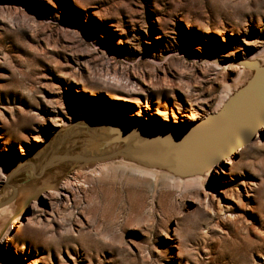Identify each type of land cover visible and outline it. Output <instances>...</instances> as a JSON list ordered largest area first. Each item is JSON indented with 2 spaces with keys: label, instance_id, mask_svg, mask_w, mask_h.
I'll use <instances>...</instances> for the list:
<instances>
[{
  "label": "rangeland",
  "instance_id": "obj_1",
  "mask_svg": "<svg viewBox=\"0 0 264 264\" xmlns=\"http://www.w3.org/2000/svg\"><path fill=\"white\" fill-rule=\"evenodd\" d=\"M263 48L264 0H0V190L13 161L90 109L203 119ZM97 86L127 106L87 93ZM256 136L199 188L120 160L66 168L55 177L75 180L67 197L36 188L12 214L18 233L3 227L0 264H264V128Z\"/></svg>",
  "mask_w": 264,
  "mask_h": 264
},
{
  "label": "water",
  "instance_id": "obj_2",
  "mask_svg": "<svg viewBox=\"0 0 264 264\" xmlns=\"http://www.w3.org/2000/svg\"><path fill=\"white\" fill-rule=\"evenodd\" d=\"M241 64L250 71L249 79L228 96L218 112L196 126L158 128L151 120L142 125L123 116L116 122L90 112L63 127L64 136L54 145L51 164L68 162L72 166L67 169L77 170L120 160L179 179L202 175L239 145L251 142L264 127V62L245 60ZM79 140L78 146L75 142ZM40 151L30 155L23 168L31 167ZM20 166L13 167L10 175Z\"/></svg>",
  "mask_w": 264,
  "mask_h": 264
},
{
  "label": "bare ground",
  "instance_id": "obj_3",
  "mask_svg": "<svg viewBox=\"0 0 264 264\" xmlns=\"http://www.w3.org/2000/svg\"><path fill=\"white\" fill-rule=\"evenodd\" d=\"M262 51H264V48ZM251 59L257 60L260 63H262V62H264V53L260 54V55H254L253 57H251ZM240 74H242V73H240ZM249 77H250V73H247L240 86H242L249 79ZM237 82H238V80L236 81V84H235L234 88L232 89V91L228 87L224 88L225 91L223 90L224 91L223 97L221 95L222 98L220 100H218L216 105L206 114V116L214 114L220 110L223 102L228 98V96L231 95V93L234 90H236L237 88L240 87V86H238ZM87 93L93 97H99V96L106 95L110 99L109 104H111L112 107L122 108V105L127 106L126 101L128 99L123 98L121 96V94H116L115 92H112L110 89H108L107 86H97V87L93 88L92 90L87 91ZM139 102L140 103H139V105L137 104V106L140 107L142 110H144V111L150 110L151 107L147 102H143V101H139ZM181 111H182L181 107H176V109H175L176 113L181 112ZM90 112H95V113H99L101 115L110 117L111 119H115L116 122L120 121V119L123 116H125L127 119H132L137 124H142V125H144L148 121H150L149 119L148 120L140 119L138 116L131 117V116L126 115V114H117V113H113L111 111L103 110V109H90L85 114L90 113ZM137 114H139V112H137ZM155 114L161 120L167 119L165 116V113L163 112V109H161L159 105L156 106ZM201 120L190 123L188 126L182 125V124L167 125V124H160V123H157V125L159 126L158 128H184V129H188V128H192V127L196 126ZM63 126H64V124H62L60 126L61 128L55 130L53 133L47 134V135H50L51 137L48 138V136L46 135V138L44 139L45 143L41 147H39L35 150L26 151L25 155L22 158L13 161L14 163L12 165L14 167L19 166V164H21V166H20L19 170L17 169L18 171H16L12 175H10V177H8V179L6 181H4V183L2 184V188L0 190V232L2 231L3 227L8 228V224H9L10 225L9 228L15 227L16 234L18 233L17 229L21 228L23 226V224L21 223L22 219L20 218L19 220L17 219V221L13 222V221H11L12 214L13 213L15 214L16 211H20L23 208V206L25 205V202H27L28 198H30L34 194L33 193L34 189L46 187V188H48V190H50V192H52V193H50L49 191L47 192L50 196L56 195L58 197H67L64 190L66 187L71 186L73 184L72 182H74L75 180H71V181L70 180H64L61 184H59L61 180H58L55 176L63 173L67 167H70L72 165H71V163H68V162H65V163L62 162V163H59L56 165L51 164V159L53 157L52 155H54V153H53L54 145L57 142H60L64 136ZM263 128L264 127H262L260 129V131ZM256 135H257V133L255 134V136ZM255 136H254V138H255ZM258 138L259 137L256 136L255 141H257ZM249 143H251V142H247V143H243V144L239 145V147L235 150V152L233 154L224 158L223 161L225 160V164L231 165L233 163L232 157L237 156L236 154H238V155L244 154L249 149V147L251 146V144H249ZM7 144H10V141H8ZM39 150H41L40 151L41 153H39L38 156L31 163V167L27 166V167L23 168V166L25 164L22 165V163H24L29 158L30 155L35 154ZM47 150H48V152H47ZM223 161L212 165L202 175H197V176L186 178V179L173 178L169 174H168L169 175L168 176L167 173L165 175L164 173H161L160 171L142 168V167H139L135 164L133 165L131 163L130 164L129 163H123L122 166L136 170L137 173H135V174L140 175V176L142 175L144 177H149L151 180H152V178L154 180H156V178H157L156 176H158V180H159V178H160V180L161 179L163 180V178L164 177L166 178V176H167L169 179H171L173 181L181 182L179 184H181L183 186V188H195V187L199 188L202 185H204L205 183L208 186V184L211 182L210 177L217 170V167H218L217 165L223 163ZM109 165H111V163L110 164H106V163L97 164L94 166L97 168H102V167L109 166ZM78 168H77V171H74V174L79 173V172L84 173V171L93 172L92 167H88L86 169L80 168V167H78ZM130 172L132 173V171H130ZM221 172L224 173V171H222V170H221ZM19 179H23V180H19ZM35 181L37 182L36 185L35 184L30 185L31 183H33ZM24 182H26V183H24ZM174 184H176V183H174ZM33 206H32V208H33ZM15 223H18L17 227L15 226ZM9 228H8V230H9ZM10 236L11 235L9 233V235H8L9 240L7 241L8 247H9V244L13 243V241L15 240V235H13V237L12 236L10 237Z\"/></svg>",
  "mask_w": 264,
  "mask_h": 264
}]
</instances>
